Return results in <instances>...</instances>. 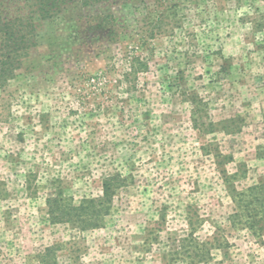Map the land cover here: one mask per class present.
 I'll use <instances>...</instances> for the list:
<instances>
[{
    "label": "rangeland",
    "instance_id": "obj_1",
    "mask_svg": "<svg viewBox=\"0 0 264 264\" xmlns=\"http://www.w3.org/2000/svg\"><path fill=\"white\" fill-rule=\"evenodd\" d=\"M39 1L0 3V264H264V0Z\"/></svg>",
    "mask_w": 264,
    "mask_h": 264
},
{
    "label": "trees",
    "instance_id": "obj_2",
    "mask_svg": "<svg viewBox=\"0 0 264 264\" xmlns=\"http://www.w3.org/2000/svg\"><path fill=\"white\" fill-rule=\"evenodd\" d=\"M4 1H13V0H0L1 2ZM72 0H40L38 4V10L44 15L45 18L58 16L62 12V7L65 6L68 2ZM80 1L84 6L91 5L95 1L98 0H77ZM1 8V6H0ZM0 10V16H1ZM97 18H95L96 20ZM22 20L24 19H16L14 21H5L0 17V24H3V28H5V35L3 38L11 37L12 31L14 26L21 24ZM28 21V19L26 20ZM27 26L34 31V26L31 23H27ZM2 41V40H1ZM0 41V42H1ZM133 70H139L138 68L134 67ZM131 75V73H129ZM126 75V78L129 77ZM123 179L119 177H112L105 180L104 183V191L103 196L100 199H91V200H84L79 207L69 205L62 208L60 212L53 211L52 214H55L54 220H69L72 221L71 217L78 218L84 224L91 225V226H100L98 222L104 215H108L112 209V202L114 200L115 190L120 185L122 186L123 183L121 182ZM120 186V187H121ZM55 212V213H54ZM68 222V221H67Z\"/></svg>",
    "mask_w": 264,
    "mask_h": 264
}]
</instances>
